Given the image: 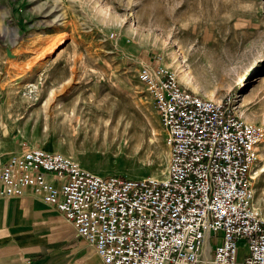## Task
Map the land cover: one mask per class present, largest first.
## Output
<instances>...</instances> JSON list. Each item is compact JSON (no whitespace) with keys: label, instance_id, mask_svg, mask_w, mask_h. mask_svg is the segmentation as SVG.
<instances>
[{"label":"rangeland","instance_id":"1","mask_svg":"<svg viewBox=\"0 0 264 264\" xmlns=\"http://www.w3.org/2000/svg\"><path fill=\"white\" fill-rule=\"evenodd\" d=\"M158 63L196 93L234 98L244 121L264 127V0H0V163L39 147L101 175L164 178L167 135L137 77ZM50 87L43 130L36 111ZM100 118L119 121L113 135L92 133ZM254 185L258 196L264 171Z\"/></svg>","mask_w":264,"mask_h":264},{"label":"built area","instance_id":"2","mask_svg":"<svg viewBox=\"0 0 264 264\" xmlns=\"http://www.w3.org/2000/svg\"><path fill=\"white\" fill-rule=\"evenodd\" d=\"M137 77L167 135L164 178L101 175L31 147L0 163V199L41 200L103 264H201L208 246L209 264H264V218L251 203L264 127L245 123L234 98L199 95L160 63Z\"/></svg>","mask_w":264,"mask_h":264},{"label":"crops","instance_id":"3","mask_svg":"<svg viewBox=\"0 0 264 264\" xmlns=\"http://www.w3.org/2000/svg\"><path fill=\"white\" fill-rule=\"evenodd\" d=\"M85 246L92 249L41 200L29 194L0 199V264H103Z\"/></svg>","mask_w":264,"mask_h":264},{"label":"bare ground","instance_id":"4","mask_svg":"<svg viewBox=\"0 0 264 264\" xmlns=\"http://www.w3.org/2000/svg\"><path fill=\"white\" fill-rule=\"evenodd\" d=\"M52 91H53V88L52 87L47 88V90H46V97L43 100V102L39 105V108L36 111V117L38 115H40V116L43 117V121H42V123H43V130H45V128H46V120L45 119L47 117V112L50 109V107H49L50 104L49 103H50V99L52 97ZM199 95H201V94H199ZM202 96H204V95H202ZM213 99H215V98H213ZM240 105H242V104H238V106H240ZM61 107H62L61 103L57 104L55 107H53V113L54 114H58L60 111H62ZM233 107H234V111L238 114V112L236 110L237 106L234 103H233ZM70 116L71 115L69 113L65 114L62 122L64 123V121L67 120V118L70 117ZM36 120L37 119H35L34 122H36ZM245 123H247V122L245 121ZM247 124H249V123H247ZM127 125H128L127 122H125L124 125L122 126V131H120V133L123 132V130L125 129V127ZM92 126H93V129H92V133L93 134H95V132L98 131V129H99V130L102 131L101 132L102 136L105 137L106 133H111L112 135L115 133L117 127L119 126V121L118 122L116 121L115 123L112 124V126H109V122L107 121V119H101L100 118L95 123H93ZM139 140H140L139 136L136 135L134 137V139L132 140V146L133 147H137V145L139 143ZM259 146L257 145V147H256V149H257V157H256V161L254 163L255 165H253V167H252V175L254 177V181H253V184H252L253 196H252V199H251V203H252V206H253L254 210L257 211V213H259V215L262 218H264V216H263L264 215V203L262 204L260 202V200H263V202H264V188L258 194V196H256L257 191L259 189L256 187V185H254L256 179L258 178V176L261 175L262 172L264 171V163L262 164L260 162L259 165H258L259 158H260V155H259L260 154Z\"/></svg>","mask_w":264,"mask_h":264}]
</instances>
